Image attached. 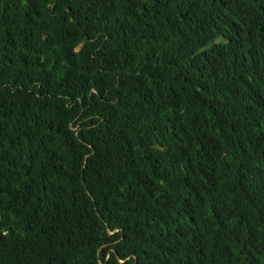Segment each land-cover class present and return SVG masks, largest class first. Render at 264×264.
Instances as JSON below:
<instances>
[{"label": "trees", "instance_id": "16d2710c", "mask_svg": "<svg viewBox=\"0 0 264 264\" xmlns=\"http://www.w3.org/2000/svg\"><path fill=\"white\" fill-rule=\"evenodd\" d=\"M0 264H264V0H0Z\"/></svg>", "mask_w": 264, "mask_h": 264}]
</instances>
